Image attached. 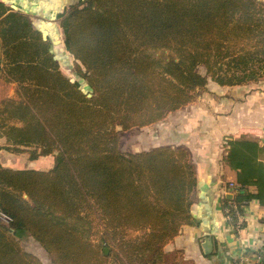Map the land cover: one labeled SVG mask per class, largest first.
<instances>
[{
	"label": "trees",
	"instance_id": "obj_1",
	"mask_svg": "<svg viewBox=\"0 0 264 264\" xmlns=\"http://www.w3.org/2000/svg\"><path fill=\"white\" fill-rule=\"evenodd\" d=\"M15 2L0 0L1 48L19 98L6 99L5 111L22 126L12 125L11 145L0 148L55 162L47 170L0 164V212L10 218L0 219V264H42L22 247L25 232L54 264H182L166 246L185 226L200 225L192 211L199 185L192 154L172 145L122 153L115 125L163 121L211 80H264V0L69 4L60 18L64 48L79 61L89 92L62 71L53 27L37 26ZM160 50L170 52L168 60L150 53ZM227 143L239 192L223 198L224 209L236 203L243 213L253 199L264 206V145L246 136ZM230 213L236 228L237 212ZM129 231L144 235L128 240Z\"/></svg>",
	"mask_w": 264,
	"mask_h": 264
},
{
	"label": "crops",
	"instance_id": "obj_2",
	"mask_svg": "<svg viewBox=\"0 0 264 264\" xmlns=\"http://www.w3.org/2000/svg\"><path fill=\"white\" fill-rule=\"evenodd\" d=\"M3 59L1 51L0 147L11 145L7 132L12 125L22 126L9 119L5 111L6 99L18 100L19 98L17 84L6 79ZM262 99L264 98L259 94H253L251 122H245V116L240 111L242 108L240 103L235 104L234 100L227 99L225 102L222 100L220 113L212 112L204 115L202 130L207 131L206 134L201 135L197 127L190 131L188 124L182 123L180 128L173 131L171 135H165L164 127H161L156 133V144H152L154 141L151 140L150 134L144 133L146 136L143 138L144 150L160 145L185 146L191 151L195 163L199 185L194 191L195 203L192 211L196 214L200 225L185 226L181 233L166 246L168 252H179L183 264H234L238 259H243L245 264H256V252L264 238V206L256 199L246 203L243 206L244 227L240 230H236L234 225L226 219L223 198L232 194L233 191L228 186L230 182H237V171L226 161L228 151L224 143L233 138L246 136L257 138L264 145V101L262 102ZM172 115L176 114L172 112ZM168 117L171 123V116ZM161 124L165 125V122L162 121L157 126L160 127ZM203 125L201 124V127ZM197 133L200 134L196 135ZM14 155L16 153L0 148V164L13 167ZM251 190L254 191L255 188ZM208 236L212 237L214 245L211 254H205L202 247V242Z\"/></svg>",
	"mask_w": 264,
	"mask_h": 264
},
{
	"label": "rangeland",
	"instance_id": "obj_3",
	"mask_svg": "<svg viewBox=\"0 0 264 264\" xmlns=\"http://www.w3.org/2000/svg\"><path fill=\"white\" fill-rule=\"evenodd\" d=\"M8 1H15V0H4ZM21 3L15 2V5H21L20 8L17 5L16 11H21L23 14L30 16L33 18L36 25L42 24L44 27H53L50 31L53 35V46L55 45V54L57 59L61 63L62 71L71 77L74 80H78L83 85L85 91L89 92L90 87L81 78L78 74L79 68V61H76L75 58L65 50L64 48V35L62 28L60 27V18L63 14V9L67 7L69 4L76 2L77 0H20ZM32 1V4H31ZM41 1V3H40ZM38 2V5L35 3ZM17 3V4H16ZM10 4V3H9ZM11 5L13 3L11 2ZM33 5V6H32ZM37 8H41L37 10ZM44 20V22H42ZM59 27V28H58ZM1 28L0 26V52L2 51L1 44H2V35H1ZM59 29V35H56V29ZM58 36V38L56 37ZM151 55L154 58L159 60H168L169 53L168 51L160 50V51H151ZM82 70L84 68L82 67ZM203 71L202 69H200ZM259 94L264 98V80L258 83H248L244 85L238 86H222L217 82L210 81L206 90H196L194 93L195 97L186 106L173 111L176 115H172V112L168 114L171 116V120L169 123L168 116L163 120L165 125L158 127L157 125L160 124L162 121L158 123H154L148 125L147 127H139L134 126L128 130L117 129V125H115V130L120 136L119 148L122 153L125 154H132L136 152H141L138 150H144L145 145L143 143V138L146 136L144 135L145 132H148L152 137L151 140L154 142L152 144H156V133L159 131L161 127H164L165 135H171L173 131H176L180 128L182 123H187L188 126L191 128L196 127L201 131L202 134H206L207 131L202 130L204 127V115L207 113H220V107L222 100L225 102L227 99L234 100L235 104L240 103L242 108L240 109L241 113L245 116V122H251V108L253 107V94ZM91 94V93H90ZM88 97H92V94ZM259 101V100H257ZM264 99H262V102ZM233 104V103H232ZM245 110V112H242ZM174 116V117H173ZM203 117V118H202ZM168 122V123H167ZM253 123H256L252 121ZM203 125L201 127V124ZM186 128V127H185ZM178 132V131H177ZM176 133V132H174ZM197 133L196 135L200 134ZM245 137V136H244ZM151 142V141H150ZM171 144V143H170ZM226 147V151H228V143H224ZM154 148V147H153ZM152 149V148H151ZM191 152V151H190ZM15 159L12 162L13 168H35L41 170L50 169L55 162V158L53 155L48 156H41L37 159V161L30 160V154L27 152H21L14 155ZM27 198V195L24 196ZM144 232L142 231H129L126 238L128 240H136L138 237H142ZM22 247L31 252L32 254L36 255L42 264H54L51 255L41 246L39 242H37L29 232H25L22 236L18 237ZM181 260V259H180ZM110 264H119L114 258L111 259ZM183 264V263H182Z\"/></svg>",
	"mask_w": 264,
	"mask_h": 264
},
{
	"label": "built area",
	"instance_id": "obj_4",
	"mask_svg": "<svg viewBox=\"0 0 264 264\" xmlns=\"http://www.w3.org/2000/svg\"><path fill=\"white\" fill-rule=\"evenodd\" d=\"M228 188L233 191L232 192L233 196H235V194L237 192H239V189H238L239 187H238L237 182H230ZM232 209L237 212L238 225L236 227V230H240L241 229L240 228V224H244V222H243V213L240 212L239 207H238V205L236 203H231L229 206L225 207L224 212H225L226 219L229 222L232 221L233 217H232V214L230 213V211ZM0 219L3 220L4 222H9L10 221V218L7 215H5L4 213H1V212H0ZM263 255H264V238L262 240L261 247L256 252V264H262ZM234 264H245V261L243 259H238L237 261H235Z\"/></svg>",
	"mask_w": 264,
	"mask_h": 264
},
{
	"label": "water",
	"instance_id": "obj_5",
	"mask_svg": "<svg viewBox=\"0 0 264 264\" xmlns=\"http://www.w3.org/2000/svg\"><path fill=\"white\" fill-rule=\"evenodd\" d=\"M89 95H91V94H89ZM117 129L123 130V126L121 124H118ZM233 197H234L233 194H228V196H227V198H229V199H233ZM202 247H203L205 254H211L213 252V248H214L212 237H210V236L206 237L204 239V241L202 242ZM106 252H107V250H106Z\"/></svg>",
	"mask_w": 264,
	"mask_h": 264
}]
</instances>
